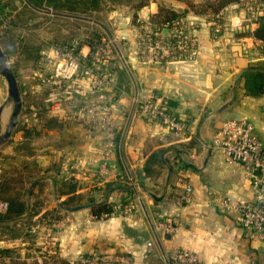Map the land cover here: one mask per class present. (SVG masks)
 I'll return each instance as SVG.
<instances>
[{
    "label": "crops",
    "instance_id": "0c3cea01",
    "mask_svg": "<svg viewBox=\"0 0 264 264\" xmlns=\"http://www.w3.org/2000/svg\"><path fill=\"white\" fill-rule=\"evenodd\" d=\"M171 6L178 12L183 11L178 5ZM156 11L157 5L151 3L141 14L148 17ZM51 16L50 13V20ZM68 19L73 29L75 21L81 20ZM255 27V22L250 23L252 31ZM122 31L126 32L125 37L120 36ZM134 31L133 25L130 29L118 30L116 38L127 41L133 38ZM201 37L198 56L191 61L141 65L136 52H122L131 56V74L126 72L127 79L120 71L114 88L103 82L93 86L94 77L55 85L58 94L55 102L64 106L69 98L75 105L54 112L55 130L47 134L55 136V146L49 149L55 157V169L52 176L46 174L27 183V194L31 197L40 184L39 195L47 196L48 187L44 185L48 184L50 198L54 200L67 197L75 201L82 195L93 198L91 204L78 205L84 206L80 210L85 212L86 220L73 224L71 236L59 239V246L70 256L81 252L92 255L89 264H115L119 258L131 264H166L165 258L180 251L194 255L200 264H264V249L247 238L235 213L220 208L222 200L251 201L250 179L240 164L210 149L221 123L240 118L254 125L264 145V94H245L241 78L249 66L264 67V52L257 48L258 40L251 36H243L241 40L247 47L244 51L234 47V38L228 34L221 36L220 43L209 42L207 34ZM51 47L45 44L39 53ZM79 51L88 56L94 53L85 44ZM99 57L103 63L101 68L107 74L104 60H108V52L100 53ZM38 72L41 71H32L33 80L34 76L42 75ZM64 84L68 89L66 99L65 94L61 95ZM42 86L30 83L29 88L42 91L45 87ZM99 93L113 95L110 113L119 134L110 161V174L102 180L96 172L103 153V131L92 118L78 110L93 104ZM146 94L166 103L167 111L184 125L183 133L165 129L158 122H149L140 116L135 97L140 99ZM37 98L26 97L30 124L35 122V129L37 126L40 130L47 129L48 126L35 119V114L41 113L45 105L42 97ZM14 135H19V131ZM9 151L16 160L17 152L12 148ZM30 156L26 151L25 160L30 161ZM42 160L44 157L39 161ZM13 167L20 168L14 164ZM131 197L135 198L132 213L116 210L109 217L93 220L91 206L104 202L118 206L121 199ZM25 209L24 215L30 210L28 203ZM48 209L51 208H41L39 214ZM159 222L172 225L175 233L162 234L157 227ZM147 242L151 243L148 248ZM255 254L260 258L257 262Z\"/></svg>",
    "mask_w": 264,
    "mask_h": 264
},
{
    "label": "rangeland",
    "instance_id": "374dc122",
    "mask_svg": "<svg viewBox=\"0 0 264 264\" xmlns=\"http://www.w3.org/2000/svg\"><path fill=\"white\" fill-rule=\"evenodd\" d=\"M207 1L208 0H154L149 4L152 3L157 6L164 5L167 7H169V4H173V6L178 5L184 10L188 6L187 2L192 3L193 7L190 9L188 8L187 14L200 17V19L196 21L194 19H192L193 21H189L193 37L198 41L197 51L199 52L202 39L201 35L207 34L209 36V30L204 16L206 17L207 15L213 14L205 6V2ZM0 3L3 7L0 9V49L15 76L21 98V110L17 124L8 140L0 143V184H2L15 175V172L18 173L19 171H23L25 166L33 171L32 174H34L35 177L46 174L50 175L55 169L54 154L49 152L50 147L55 146V136L48 135L47 131L51 132L55 130V113L50 110V106L55 102V96L58 94L55 93V85L53 82H48L44 79L46 74L48 75L52 72L49 63L43 62L42 56L39 53L40 51L37 52L36 55L30 57V61L27 60L25 57V52H27L26 48L33 49L34 46L40 48V45L44 43L55 47L61 46V44L70 38H81L82 41H85L95 38L97 34L104 35V39L96 47L95 52H108L109 57L107 61L104 60V64L108 69L107 80L109 82V87L114 88L115 77H117L116 75L120 71L125 73V76H127L126 72L128 75L131 74V56H126V54L124 55L122 52H137L136 35L138 33L140 34L141 30H143L142 26L146 18L141 13L149 4L137 11V21L139 20V22L136 23L137 25H134V20L132 19L134 11L130 4H118L104 1L100 10L93 12L91 16L80 17L84 22L77 19L75 21L76 26L73 29L71 21H68V17L70 16L59 15V17L66 16L67 19L52 18L50 20V10L42 9L38 11L36 9H30L25 0H0ZM245 4L254 7L257 6L258 3L256 2V4H254L250 0H243L239 3L240 6H238V10L242 9ZM170 8L175 9V7L172 6ZM255 18L256 17L249 16L247 25L249 26L250 23L255 22ZM132 24L135 30L133 38L131 37L127 41L118 40V38H116V32L121 29H130L132 28ZM236 30H239L237 33L244 34L246 37L251 36L249 28L242 29V27H239L236 28ZM219 35L220 37L216 38L217 40L214 39L215 41L209 36V42L220 43L222 34ZM242 38L243 36L234 37L232 42L235 45H233L234 47L244 51L247 47L242 43ZM24 42H26V44L23 49L22 43ZM19 43H21V45H19ZM197 56L198 53L196 57ZM136 57L141 65H147L143 63L141 58L137 55ZM180 61H171V63H178ZM160 63L153 65H160ZM37 70L41 71L38 73L42 75L38 74L34 76L35 80H33L32 71L34 72ZM127 79H129L128 76ZM30 83H36L39 86L42 84L45 86L44 90L36 91L30 89ZM61 90V95L65 94L64 99H66L68 96L66 84H64ZM6 96L7 85L5 80L0 76V105H3V110H6L8 106L6 111H2L0 135L5 131L6 125L9 122L10 112L12 111V101H6ZM26 97H38L37 99L42 97L43 104L45 103V105H42L44 125L47 124V121H50L49 126L51 128L46 127L47 129L44 128L40 130V126H37L36 129L34 128L35 122L30 124L31 114L29 112L30 110L26 107ZM6 112H8V117L6 122H4L5 120L3 119L4 121H2V118L3 116H7ZM170 115L173 116L172 114ZM26 120H28V123ZM35 130L36 133L33 134ZM42 130H44L43 134H41ZM17 131H19V135L15 136L14 133ZM9 148L13 150L17 148L19 150L16 153L17 161L15 160V155L13 156L10 153L11 151H9ZM26 151H28V155H31L30 161L28 159V161L25 160ZM43 157L44 160L39 161L43 159ZM13 164L14 166L19 165L20 168L16 169L15 167L14 169ZM42 165L48 169L43 168ZM43 170L45 171L43 172ZM36 186L37 191L36 193L33 191L31 197L27 192L24 195L25 190H22V198L25 204L28 203L30 210L36 211L37 213H40L41 208L47 206L51 209L47 210L48 214H46L45 217H35L34 215L29 217L22 214L11 220H7L5 217L8 205L4 211L0 210V264H67L66 259L72 261L74 258L67 254V250L63 251L60 246L55 250V241L59 243V239L62 236H71V233L74 231L73 224L77 225V221L84 222L86 220V215L85 212L81 210L77 213L81 214L80 216L73 212H67L59 205L65 207L87 205V196L85 197V195H82L75 199V201L69 200V204H65L68 199L67 197H65L64 200L58 198L54 200L50 198L51 190L48 184L44 185L45 188L48 187L45 193L48 194L47 196H43L44 194L39 195L42 186L40 184ZM5 200L0 192V202L5 203ZM254 257L255 262L260 260L258 255L255 254ZM198 264H200V262H198Z\"/></svg>",
    "mask_w": 264,
    "mask_h": 264
},
{
    "label": "built area",
    "instance_id": "2783aa9c",
    "mask_svg": "<svg viewBox=\"0 0 264 264\" xmlns=\"http://www.w3.org/2000/svg\"><path fill=\"white\" fill-rule=\"evenodd\" d=\"M256 4L255 0H250ZM239 4V3H238ZM238 4H231L215 14L204 16L209 30V36L220 37L219 25H226L230 29L246 26L251 30L249 16L257 17L263 13L259 4L244 5L238 10ZM250 14V15H249ZM200 17L187 14L183 18L166 23L161 28L152 24L148 17L145 18L141 33L136 35V55L147 65H153L162 61H191L198 51V41L193 37L190 20ZM193 21V20H192ZM215 39V40H214ZM82 41V40H81ZM77 42H71L61 47H51L42 51V59L45 63L51 64V73L45 75L44 79L54 85L74 80L90 79L93 86L103 82L108 86L107 74L99 54L105 52H94L92 55L75 52ZM257 43L261 44L258 40ZM113 100L112 94L99 93L96 100L89 107H80L78 110L92 118L98 128L103 131V153L96 172L97 178L102 180L110 173V161L115 153V138L117 131L114 127L113 118L110 113ZM137 110L143 118L149 122H158L163 128L176 133H183L184 125L176 120L167 111L166 106L160 98L146 94L142 98L135 97ZM75 101L67 98L64 106L55 102L50 110L57 112L64 107H73ZM210 149L219 151L232 163L240 164L246 176L250 179L253 199L251 201H229L222 200L220 208L225 212L236 214V220L249 240L256 242L264 249V145L255 133L254 125L246 119H229L221 123L214 134ZM7 204L0 202V210L4 211ZM135 210V198L127 200L124 212ZM162 234H174L175 229L166 222H159L157 225ZM151 246L150 242L146 244ZM118 264H129L123 258L116 259ZM166 264H196L199 260L192 254L174 251L166 259ZM107 263V262H105Z\"/></svg>",
    "mask_w": 264,
    "mask_h": 264
},
{
    "label": "trees",
    "instance_id": "16d2710c",
    "mask_svg": "<svg viewBox=\"0 0 264 264\" xmlns=\"http://www.w3.org/2000/svg\"><path fill=\"white\" fill-rule=\"evenodd\" d=\"M104 1H109L118 4H130L133 7V11H134L132 17V19L134 20L133 24L137 25L136 23L139 22V20L137 21V14H136L137 11L142 9L144 6H146L147 4H149L154 0H25L26 4L30 7V9L32 8L38 11H41L42 9H47L50 10V13L52 14L51 16L52 18L64 19V20H66V18L59 17V15L77 16L81 18L86 16L87 17L91 16L93 12L100 10L101 5L103 4ZM241 1L243 0H208L207 2H205V6L209 11L215 14L220 10H222L223 8H225L226 6L231 4H238L241 3ZM256 2L260 5V7L264 9V0H256ZM187 3L188 6L182 12H178L175 9L164 5H158L157 11L154 14L148 16V20L156 27L161 28L166 23H170L176 19L183 18L188 12V10L193 7L192 3L189 2ZM1 8L3 7L0 3V9ZM255 23H256V27L254 28L253 31H251L250 35L254 39L259 40L261 42V44L257 45L258 46L257 48L260 51L264 52V10L260 16H257L255 18ZM219 28H220V33L222 35L228 34V36L231 39H233L234 37L236 38V37L245 36L244 34L237 33L239 30L230 29L226 25H219ZM242 29H247V27L243 26ZM103 39H104V35L102 36L101 34H97L95 38L85 41H81L79 40V38L77 39L71 38L66 42H64L63 44H61V46L71 44V42H77L76 43L77 45L74 48L75 52H78L82 44L89 46L91 48V52H95L96 47L101 43ZM22 44H23L22 48L24 49L26 42ZM19 45H21V43H19ZM44 46L45 44H41L40 48L37 46H34L33 49L26 48L27 52H25V57L27 58V60L30 61L31 60L30 57L36 55L37 52H39L44 48ZM61 46H55V47H61ZM241 78L243 80V88L245 94L250 96H259L264 94V67L249 66L243 71ZM164 105L166 106V103ZM42 112L35 114V119L36 121L44 123V121H41L43 120ZM49 125H50V121H47V124H45V126L50 127ZM118 136L119 134L115 138V144L118 141ZM17 151L19 150L17 148H14V152L16 153ZM32 172L33 171L30 168L25 166V168H23V171H19L14 176H12L8 181L0 184L1 185L0 192L4 196V200L6 199L5 201L7 203L6 202L5 203L8 205V209L5 214L7 220L17 218L26 212L25 201L22 198V190L23 189L25 190L24 191V195H25V193L27 192V183L31 182L34 178H37L34 176V174H32ZM96 187L94 186L93 188L96 189ZM128 198L121 199L119 201L118 206H114V203H110V202H104L99 205L91 206L90 212L92 214L93 220H100L105 217H109L116 210L123 211L124 207L127 205ZM69 200L67 199L65 204H69L68 203ZM93 201H94L93 198H89L86 202L91 204ZM46 214H48V211L39 214L36 211L29 210V212L26 213V216L32 217V215H34L35 217H39V216L45 217ZM58 246H59L58 241H55V250ZM92 258H93L92 255L84 254L83 252H81L77 254L72 261H68L67 259L66 261L67 264H89ZM128 263L131 264L130 261Z\"/></svg>",
    "mask_w": 264,
    "mask_h": 264
},
{
    "label": "water",
    "instance_id": "95a60500",
    "mask_svg": "<svg viewBox=\"0 0 264 264\" xmlns=\"http://www.w3.org/2000/svg\"><path fill=\"white\" fill-rule=\"evenodd\" d=\"M73 18H80L77 16H70ZM81 19V18H80ZM121 37L126 36V32L122 31L120 34ZM242 72H240L236 78L241 75ZM0 76L5 80L7 85V96L6 101H12V111L9 115V122L6 125L5 131L2 135H0V143L6 142L8 138L10 137L13 129L15 128L17 124V120L20 114L21 110V98L19 94V88L17 85V81L15 79V76L10 69L7 59L5 58L3 52L0 49ZM3 111V105H0V122H1V115ZM60 207L64 208L68 212H73L82 209L84 206H77V207H64L63 205H59Z\"/></svg>",
    "mask_w": 264,
    "mask_h": 264
},
{
    "label": "bare ground",
    "instance_id": "6f19581e",
    "mask_svg": "<svg viewBox=\"0 0 264 264\" xmlns=\"http://www.w3.org/2000/svg\"><path fill=\"white\" fill-rule=\"evenodd\" d=\"M7 107H8V106H7ZM7 107H6V110L8 109ZM6 110H3V111H6ZM2 113H3V112H2ZM6 113H7V116H6V117H5V116H3V118H2V121H4V120H5L4 122H6V119H7V117H8V112H6ZM4 115H5V114H4ZM1 116H2V115H1ZM3 119H4V120H3Z\"/></svg>",
    "mask_w": 264,
    "mask_h": 264
}]
</instances>
